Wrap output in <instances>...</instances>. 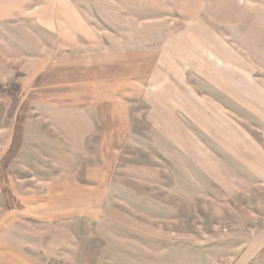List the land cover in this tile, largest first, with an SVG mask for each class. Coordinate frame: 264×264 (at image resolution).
<instances>
[{"label":"rangeland","instance_id":"rangeland-1","mask_svg":"<svg viewBox=\"0 0 264 264\" xmlns=\"http://www.w3.org/2000/svg\"><path fill=\"white\" fill-rule=\"evenodd\" d=\"M136 51L121 139L51 67ZM0 264H264V0H0Z\"/></svg>","mask_w":264,"mask_h":264},{"label":"crops","instance_id":"crops-1","mask_svg":"<svg viewBox=\"0 0 264 264\" xmlns=\"http://www.w3.org/2000/svg\"><path fill=\"white\" fill-rule=\"evenodd\" d=\"M59 63L58 65H52V72H55V68H59L60 66H66L68 71H71V68H79L77 70H81L80 68H83V70H86V68H89L90 71L94 66L97 65H106L108 68L107 71H113L110 74H101L100 77L97 78L96 83H100V87L97 88L92 85L91 79L84 80L85 83L88 82L87 88H85V92L83 94L85 102L84 104H87V106L95 107V109H99V124L100 128L102 130H116L118 131L117 137H121V139H124V131L128 129L129 125V110H127V104L126 102H131V104H135L137 102H145L149 107H151V85L153 82V79L155 77V74L159 68V66H162L160 60H156V58H151L150 53H139L136 51L135 53H128L123 55H103L100 56H92L91 58H85L84 60L72 58L69 61H66ZM177 59L174 61L176 62ZM128 61V62H127ZM146 63L147 69H143V65ZM151 63L153 65V68L151 70ZM125 64L129 65H136L137 71L135 74L130 75L129 73L124 74V66ZM213 64V63H212ZM196 65V64H195ZM200 65L203 67L204 65L208 66L209 63L205 64L203 62L200 63ZM49 66V65H48ZM118 66L122 67L120 69V72L118 71ZM197 68V69H196ZM195 72L199 75L200 67H196ZM72 69V71H74ZM199 69V70H198ZM82 71V70H81ZM106 71V72H107ZM142 72V73H141ZM141 73V74H140ZM42 75H36L34 82L36 89V96H42L44 95L43 91V77ZM109 81V83H117L119 84V88L117 89L119 93L116 95L119 97V101H117V109L116 113H112L105 109L109 105L107 104V87H105V84ZM142 83V84H141ZM113 85H111L112 87ZM116 90V88L114 89ZM116 90V91H117ZM189 101L190 104H192L196 108H203V100L201 96L197 94H192L189 91ZM117 93V92H116ZM38 94V95H37ZM87 99V100H86ZM87 101V102H86ZM89 103V104H88ZM73 106H78L77 103L71 104ZM126 106V107H125ZM97 109V110H98ZM102 141L100 142L101 145H106L107 143V137H100ZM112 144V143H111Z\"/></svg>","mask_w":264,"mask_h":264}]
</instances>
